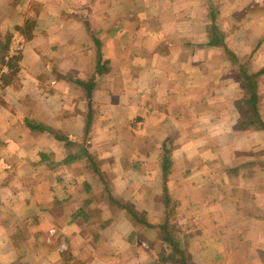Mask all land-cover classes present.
Instances as JSON below:
<instances>
[{
    "label": "crops",
    "instance_id": "1",
    "mask_svg": "<svg viewBox=\"0 0 264 264\" xmlns=\"http://www.w3.org/2000/svg\"><path fill=\"white\" fill-rule=\"evenodd\" d=\"M225 48L264 70V0H0V264H161L167 218L194 264H264Z\"/></svg>",
    "mask_w": 264,
    "mask_h": 264
},
{
    "label": "trees",
    "instance_id": "2",
    "mask_svg": "<svg viewBox=\"0 0 264 264\" xmlns=\"http://www.w3.org/2000/svg\"><path fill=\"white\" fill-rule=\"evenodd\" d=\"M210 37V43L212 46H221L222 45V36L218 32L210 31L208 33ZM224 53L228 61L235 68L237 72L238 81L240 82L243 93L241 99L237 100L234 104L235 110L239 115V119L237 122V128L248 131H264V120L260 115V98L258 96V86L260 76L264 74V70L260 72H253L249 64L246 62H240L235 55L228 50L224 49ZM17 59H14L16 62ZM15 62L10 66L15 69ZM32 130H38L34 125H30ZM41 130H44L41 129ZM51 132L50 130H48ZM62 138V137H61ZM64 140V139H61ZM66 142V146L67 141ZM91 162H94L90 159ZM97 171V170H96ZM165 173V171H164ZM108 201V205L116 206L120 210L124 211L130 219L139 225L151 228L152 226L148 224L146 220V216L142 213H139L135 210V208L129 203L120 204L119 201H116L109 195L106 199ZM169 206V203L166 204ZM166 216H170L169 210H167ZM158 230L160 232L159 239L162 241L163 245L169 251L167 257H163L160 255L158 261L161 264L167 263H176V264H194L191 261L190 255H188L186 246H187V238L182 236L180 239L179 229L174 226L169 219L167 218L165 223L161 226H158ZM64 264H71L74 260L71 253H67L62 257Z\"/></svg>",
    "mask_w": 264,
    "mask_h": 264
},
{
    "label": "rangeland",
    "instance_id": "3",
    "mask_svg": "<svg viewBox=\"0 0 264 264\" xmlns=\"http://www.w3.org/2000/svg\"><path fill=\"white\" fill-rule=\"evenodd\" d=\"M249 67H250V64H249ZM237 73V72H236ZM241 95H242V93H241ZM169 254V253H168Z\"/></svg>",
    "mask_w": 264,
    "mask_h": 264
}]
</instances>
